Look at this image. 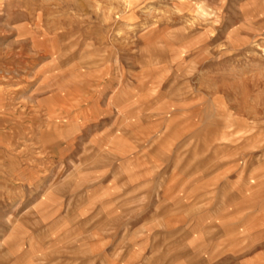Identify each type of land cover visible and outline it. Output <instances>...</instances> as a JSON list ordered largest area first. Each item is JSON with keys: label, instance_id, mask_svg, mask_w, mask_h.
I'll use <instances>...</instances> for the list:
<instances>
[{"label": "crops", "instance_id": "0c3cea01", "mask_svg": "<svg viewBox=\"0 0 264 264\" xmlns=\"http://www.w3.org/2000/svg\"><path fill=\"white\" fill-rule=\"evenodd\" d=\"M70 83L33 86L22 113L0 94V264H203L215 179L183 152L206 135L202 100L112 73Z\"/></svg>", "mask_w": 264, "mask_h": 264}, {"label": "rangeland", "instance_id": "374dc122", "mask_svg": "<svg viewBox=\"0 0 264 264\" xmlns=\"http://www.w3.org/2000/svg\"><path fill=\"white\" fill-rule=\"evenodd\" d=\"M102 73L202 100L196 117L206 135L183 148L215 179L198 209L215 246L199 260L248 264L253 254L264 264V0H0L3 110L12 96L18 112L28 111L33 86Z\"/></svg>", "mask_w": 264, "mask_h": 264}, {"label": "bare ground", "instance_id": "6f19581e", "mask_svg": "<svg viewBox=\"0 0 264 264\" xmlns=\"http://www.w3.org/2000/svg\"><path fill=\"white\" fill-rule=\"evenodd\" d=\"M11 99V98H10ZM55 131V130H54ZM57 131V130H56Z\"/></svg>", "mask_w": 264, "mask_h": 264}]
</instances>
